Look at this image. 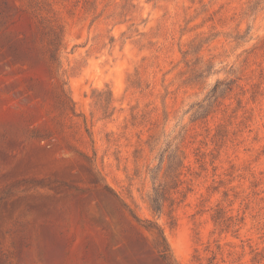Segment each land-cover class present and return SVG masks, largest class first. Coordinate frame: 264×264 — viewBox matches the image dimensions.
<instances>
[{
	"label": "rangeland",
	"instance_id": "rangeland-1",
	"mask_svg": "<svg viewBox=\"0 0 264 264\" xmlns=\"http://www.w3.org/2000/svg\"><path fill=\"white\" fill-rule=\"evenodd\" d=\"M160 229L264 264V0H0V264H169Z\"/></svg>",
	"mask_w": 264,
	"mask_h": 264
},
{
	"label": "trees",
	"instance_id": "trees-1",
	"mask_svg": "<svg viewBox=\"0 0 264 264\" xmlns=\"http://www.w3.org/2000/svg\"><path fill=\"white\" fill-rule=\"evenodd\" d=\"M52 52L53 51L50 50L51 57H53ZM228 84L229 82H225L224 80H219V79L216 80L212 89L207 94L206 99L209 100L210 98H213L212 103H215L219 97L224 98L225 97L223 95L224 91L226 89L232 90V87H229ZM222 85H224V87H222ZM60 93H61V97L59 98V105L62 111L67 112L68 110H72L73 112L74 111L73 101L70 98L68 91L65 89V87L62 86L60 87ZM210 105L211 103H206V104H204L203 102L195 103V106L197 108L193 113L194 115L193 120H197L200 117H204V115L202 114L204 111H207L209 109L208 107ZM209 113L210 112L208 110L206 114L208 115ZM95 156H96V151L94 150L92 160H95ZM182 164L183 163L181 157L176 153V151H174V153L169 155L167 159V166L163 172L162 179H157L156 176L153 177L154 179L158 180L157 186L153 188V195L149 197L150 207L154 212L161 213L164 203L166 202L167 198H165L163 193H161V191H163V187L166 186L167 183L169 182L172 185L171 188L176 190L182 184L183 180L181 179V171H180ZM173 203L174 200L172 199V204ZM215 218L220 220L221 216L217 215ZM221 221L223 220L221 219ZM159 232L161 236V241L155 243V248L158 251L160 257L164 261H167L169 264H173L171 255L169 253V246L163 235V231L160 229Z\"/></svg>",
	"mask_w": 264,
	"mask_h": 264
}]
</instances>
